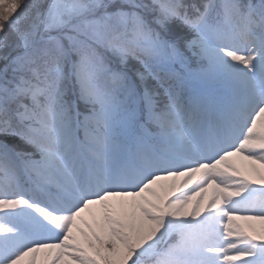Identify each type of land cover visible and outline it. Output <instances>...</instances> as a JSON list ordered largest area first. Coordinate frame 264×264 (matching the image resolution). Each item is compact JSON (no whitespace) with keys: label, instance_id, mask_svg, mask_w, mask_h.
<instances>
[{"label":"snow or ice","instance_id":"snow-or-ice-1","mask_svg":"<svg viewBox=\"0 0 264 264\" xmlns=\"http://www.w3.org/2000/svg\"><path fill=\"white\" fill-rule=\"evenodd\" d=\"M0 264H264V0H0Z\"/></svg>","mask_w":264,"mask_h":264},{"label":"rangeland","instance_id":"rangeland-1","mask_svg":"<svg viewBox=\"0 0 264 264\" xmlns=\"http://www.w3.org/2000/svg\"><path fill=\"white\" fill-rule=\"evenodd\" d=\"M240 160H242L243 162H239ZM229 162L231 164H233L239 170V172L241 174L245 173V174H247V176L248 175L252 176V173H251L250 167H249L250 162L244 160L242 156H239V155L231 156V157H229ZM257 167H259V166L257 165ZM197 175H199V174H197ZM181 179L182 178H177L175 183L178 185L180 183ZM194 181H195V178H194ZM160 183L167 185V184L172 183V181H170V180L161 181ZM185 191H187V189H185ZM212 191H213V187L211 185H209L207 190L204 193L205 202L207 201L208 197L212 194ZM176 194H178V193H176ZM195 199H196V197L193 198V202L195 201ZM189 207H191V205ZM82 215L84 216L85 219H89V220L91 219V216L88 212H85ZM236 223L240 224L241 226H246L247 224L251 223V221H245L242 219H237Z\"/></svg>","mask_w":264,"mask_h":264}]
</instances>
